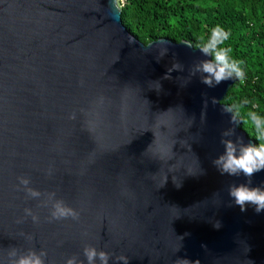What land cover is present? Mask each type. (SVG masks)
<instances>
[{
  "label": "water",
  "instance_id": "obj_1",
  "mask_svg": "<svg viewBox=\"0 0 264 264\" xmlns=\"http://www.w3.org/2000/svg\"><path fill=\"white\" fill-rule=\"evenodd\" d=\"M204 58L186 40L143 43L109 0H0V255L16 246L44 249L45 264H87L91 244L109 264H124L120 254L128 264H264V212L232 204L229 185L246 178L212 164L226 128L255 143L222 112L238 79L204 85L191 75ZM174 63L183 69L163 79ZM148 129L170 158L145 151ZM21 176L40 197L18 187ZM252 184L264 186V171ZM52 192L78 220L51 219Z\"/></svg>",
  "mask_w": 264,
  "mask_h": 264
},
{
  "label": "clouds",
  "instance_id": "obj_2",
  "mask_svg": "<svg viewBox=\"0 0 264 264\" xmlns=\"http://www.w3.org/2000/svg\"><path fill=\"white\" fill-rule=\"evenodd\" d=\"M109 4L114 11H121L126 6V0H109ZM230 38V32L227 31L221 25H215L210 29L207 35H201V46L199 48L204 59L198 60L191 69V75L200 74L201 83L209 88L216 87L224 81L231 80L233 78L241 81L245 78V72L242 68V61L235 59L231 56L232 49L224 46L225 42ZM187 46L188 45L186 44ZM167 49H163L160 52L159 58L166 52ZM173 69L182 70L183 65L174 63L171 68L167 70L163 79H171L170 73ZM158 87L154 88L157 92L161 90V83L156 81ZM215 104V99L212 100ZM247 103V101H245ZM222 112L230 114V123L232 125H239L241 122L238 119L239 108L232 106H224ZM248 122L255 130L256 140L259 143L245 142L242 136L236 134L234 127L226 128L221 133V144L223 145V151L217 155L213 160V166L218 170L221 175H228L239 177L243 175L246 179L244 182L233 183L228 187V195L231 198L232 204L238 206L241 212H246L248 207L251 206L255 213L259 214L264 212V186L252 184V178L255 174L264 171V117L259 115L255 111L247 113ZM75 119V113H72L69 117ZM158 126L161 129V133L166 130V125L162 122H158ZM163 129V130H162ZM153 131L151 129L145 131ZM154 135L153 141L148 145L145 151L152 150L154 159L164 160L168 157L169 149L162 142H157V138ZM232 137H235L233 139ZM175 145L172 146L173 151ZM206 170L201 168L200 174H205ZM187 175H193L188 173ZM20 184L18 187L23 186V190L30 198H38L41 196V192L37 189L30 187V179L28 177L21 176L18 178ZM177 188L182 184H177L172 178ZM167 178L164 182L166 183ZM162 184V186L164 185ZM161 186V187H162ZM55 192L49 193L48 199L51 201L50 217L53 220L71 218L78 220L80 217L79 211L66 205L64 201L55 198ZM26 216H31L35 222L38 220V216L32 211L31 208L24 209ZM19 222V221H18ZM212 227L219 230L223 227L222 221L217 219L212 223ZM187 235V234H186ZM28 240L32 237L28 236ZM180 247L175 248V252L180 251ZM207 247V245H202ZM47 252L44 249L37 251L35 248H28L22 250L16 246H11L7 250L6 256L0 255V264H45V257ZM83 256L87 264H109V259L112 254L108 251L97 248L95 245H85L83 248ZM117 261H123L124 264H128L129 258L120 254L115 257ZM66 264H85L84 260H78L76 256L69 257L66 260ZM174 264H200V260H192L187 256H177Z\"/></svg>",
  "mask_w": 264,
  "mask_h": 264
},
{
  "label": "trees",
  "instance_id": "obj_3",
  "mask_svg": "<svg viewBox=\"0 0 264 264\" xmlns=\"http://www.w3.org/2000/svg\"><path fill=\"white\" fill-rule=\"evenodd\" d=\"M121 19L145 44L168 37L200 48L201 35L215 25L229 31L224 46L242 61L245 78L231 85L222 102L239 108L241 129L259 143L247 113L264 117V0H126Z\"/></svg>",
  "mask_w": 264,
  "mask_h": 264
}]
</instances>
